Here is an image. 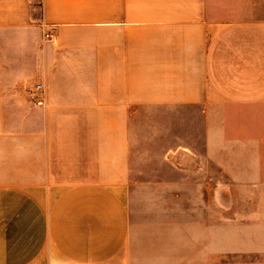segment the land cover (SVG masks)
Returning a JSON list of instances; mask_svg holds the SVG:
<instances>
[{
    "label": "crops",
    "instance_id": "crops-1",
    "mask_svg": "<svg viewBox=\"0 0 264 264\" xmlns=\"http://www.w3.org/2000/svg\"><path fill=\"white\" fill-rule=\"evenodd\" d=\"M136 143L207 208L263 193L254 246L152 264H264V0H0V264H132Z\"/></svg>",
    "mask_w": 264,
    "mask_h": 264
},
{
    "label": "rangeland",
    "instance_id": "rangeland-1",
    "mask_svg": "<svg viewBox=\"0 0 264 264\" xmlns=\"http://www.w3.org/2000/svg\"><path fill=\"white\" fill-rule=\"evenodd\" d=\"M140 118L143 124L144 117ZM142 130L136 128V133L142 136ZM143 148L142 143H136L140 159L136 155L130 193L132 264H152L155 254L173 249L214 247L218 251L254 246V217L259 210L254 196L263 193L216 191L214 207L209 203L207 208L200 193L185 184L175 185L171 169L163 167L157 158L158 144L152 146L147 161Z\"/></svg>",
    "mask_w": 264,
    "mask_h": 264
},
{
    "label": "built area",
    "instance_id": "built-area-1",
    "mask_svg": "<svg viewBox=\"0 0 264 264\" xmlns=\"http://www.w3.org/2000/svg\"><path fill=\"white\" fill-rule=\"evenodd\" d=\"M53 38V29H48L44 33V40L50 41ZM27 98L36 107H43L46 95L45 86L40 82H33L26 87Z\"/></svg>",
    "mask_w": 264,
    "mask_h": 264
}]
</instances>
